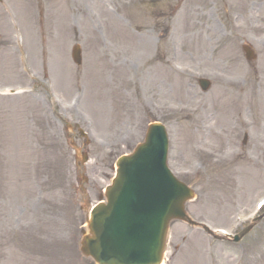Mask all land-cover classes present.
I'll use <instances>...</instances> for the list:
<instances>
[{"label":"rangeland","instance_id":"obj_1","mask_svg":"<svg viewBox=\"0 0 264 264\" xmlns=\"http://www.w3.org/2000/svg\"><path fill=\"white\" fill-rule=\"evenodd\" d=\"M35 7L40 41L23 42L29 68L31 46L41 51L35 144L21 120L25 98L0 96V257L12 264L22 249L24 264H43L24 233L39 227L57 250L47 264H94L79 251L81 210L98 202L117 159L155 120L169 132L170 168L196 190L190 216L232 234L249 226L264 197V0H0V38L11 39L9 23L28 37ZM73 45L81 47L79 65ZM1 49L12 72L11 49ZM202 77L212 83L208 92ZM44 214L50 229L39 223ZM219 237L175 221L165 264H264V218L239 243Z\"/></svg>","mask_w":264,"mask_h":264},{"label":"water","instance_id":"obj_2","mask_svg":"<svg viewBox=\"0 0 264 264\" xmlns=\"http://www.w3.org/2000/svg\"><path fill=\"white\" fill-rule=\"evenodd\" d=\"M201 83L209 86L206 80ZM167 152L166 131L154 124L146 142L118 163L108 204L94 210L93 236L86 238L84 246L85 253L99 264L161 262L170 221L185 218L184 204L194 195L170 172Z\"/></svg>","mask_w":264,"mask_h":264},{"label":"bare ground","instance_id":"obj_3","mask_svg":"<svg viewBox=\"0 0 264 264\" xmlns=\"http://www.w3.org/2000/svg\"><path fill=\"white\" fill-rule=\"evenodd\" d=\"M82 1L85 2V0H82ZM92 16H93V14H92ZM123 70H125V68H124L123 66H119V73H120V75H122V76H124L123 73H122ZM120 75H119V76H120ZM131 101H133V97H132L131 94H130V103H131ZM164 263H165V262H163L162 264H164Z\"/></svg>","mask_w":264,"mask_h":264}]
</instances>
